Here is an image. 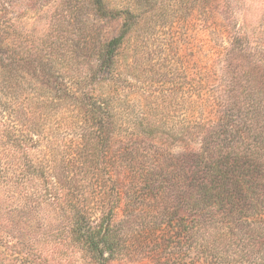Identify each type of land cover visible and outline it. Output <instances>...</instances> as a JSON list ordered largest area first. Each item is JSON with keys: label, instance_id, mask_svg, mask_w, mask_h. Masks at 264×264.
Wrapping results in <instances>:
<instances>
[{"label": "trees", "instance_id": "trees-1", "mask_svg": "<svg viewBox=\"0 0 264 264\" xmlns=\"http://www.w3.org/2000/svg\"><path fill=\"white\" fill-rule=\"evenodd\" d=\"M163 1L0 0V264H264L263 8Z\"/></svg>", "mask_w": 264, "mask_h": 264}, {"label": "rangeland", "instance_id": "rangeland-1", "mask_svg": "<svg viewBox=\"0 0 264 264\" xmlns=\"http://www.w3.org/2000/svg\"><path fill=\"white\" fill-rule=\"evenodd\" d=\"M163 0H156V3H163ZM256 7L260 10L263 8L264 11V1H256ZM260 11V12H261ZM197 14V13H196ZM171 21L174 20L173 17L170 18ZM167 21L163 26L155 28L151 37L153 43L151 48L159 44L158 57H163L165 71H167V77H169L170 85L174 89L180 86L182 78V66L185 65L188 70V80L192 79L193 73L198 66H206L209 69L217 67L216 54L208 43V38L204 33H200L202 27V22L198 20L199 23H193V26L187 30L186 27H181L180 23L172 22L167 24ZM202 24V25H201ZM260 33H264V17L259 23ZM115 25L109 27V34L113 35L117 32ZM198 32V33H197ZM156 37V39H154ZM151 40V42H152ZM261 52L264 54V45L260 46ZM153 70L149 69L147 64L144 69L145 75L153 74ZM144 84L149 81L148 78H142ZM134 96L139 97L138 94ZM135 108H138L139 103L135 101ZM79 256V255H78ZM42 264V263H39ZM77 264H82V259L79 258Z\"/></svg>", "mask_w": 264, "mask_h": 264}]
</instances>
